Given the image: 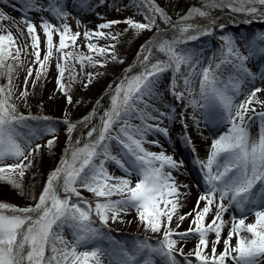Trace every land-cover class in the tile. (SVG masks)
<instances>
[{"label":"snow or ice","instance_id":"snow-or-ice-1","mask_svg":"<svg viewBox=\"0 0 264 264\" xmlns=\"http://www.w3.org/2000/svg\"><path fill=\"white\" fill-rule=\"evenodd\" d=\"M26 3L31 4V0H26ZM140 4L150 5L148 14L145 15L147 23L128 18L123 23L130 28L138 31L151 30L156 26L157 15L165 21L168 20L163 10L152 4L151 0H140ZM140 4L136 6L139 7ZM256 5L264 7V0H228L225 6L235 12L253 16L260 13L264 17V12ZM217 6L216 3H211L206 7ZM55 12L58 18L67 15L59 9ZM191 14L202 17L208 15L206 11L200 9L191 10ZM0 18H5L2 13ZM187 18L189 17L182 19ZM22 22L27 24L35 56L34 62L40 64L36 79H39L41 74L46 75V65L53 53V33L59 35L57 87L64 92L68 103H71V96L68 95L63 83L65 71L69 70V58L78 60L82 67L86 66L85 61L93 67L97 65L103 67L104 63L94 61L91 55L84 56L65 51L67 47L75 46L80 33L72 34L67 24L56 27L47 21H42L41 24L47 47V54L41 61L36 26L27 19ZM120 22L109 21L98 25L99 30L85 32L84 38L89 41L85 47L89 52L117 59L114 44L99 47L91 43V40L109 37L117 40L118 36L105 34L102 30L110 29ZM200 27L192 24L181 25L179 31L183 36L190 30ZM2 31L4 29L0 26V32ZM209 34L210 29H203L197 35L186 36V40H197L200 35ZM221 39L225 41L227 47L226 55L235 62L234 66L241 72L242 77H251V73L244 67L248 56L235 48L230 36H222ZM261 40H264V36ZM182 42L186 41L174 39L171 42H162L159 51L165 52L168 59L158 60L154 64H149L151 47L143 49L141 59L143 71L126 78L116 87L111 108L100 116L99 125H94L88 131V140L83 146H79L80 140H76L74 146L66 151L60 165L50 174L34 207L20 208L0 202V264H103L105 259L108 260V264H154L153 256L162 258V264H181L177 256L182 258L183 264H228V261L232 264H264V128H261L258 140L250 141V133L244 123L250 111L256 113V108L252 105L264 107V100L257 97V93L264 89L253 88L245 99L237 104L235 97L239 94V83L231 88L221 87L209 68H204L199 73L201 77L199 97L202 103L194 98L188 103L192 107H201L206 115L211 112L215 118L227 120L230 131L214 139L206 162L197 161L204 173L203 179L207 189L197 200V208L193 209L195 216L189 228L184 232H177L171 227L173 216L181 207L180 192L172 171L165 169L177 170L181 165L163 152L157 154L148 151L144 144L147 142L145 137L151 132L166 135L167 130L160 127V122L165 118L172 119L168 113L155 107V102L159 99L156 87L160 75L169 69L174 73H180L181 65L189 66L191 71L184 77L183 82L190 96L195 91L191 87L190 77L196 75L195 68L199 61L194 62L193 55L186 49L176 50V46ZM14 46L15 41L11 32L7 35L0 34V75L6 74L8 79L7 85L0 86V165H3L0 166V181L20 189L22 178L32 164L29 158L33 153L39 152L41 145L36 143L33 147L37 132L32 131L27 125L29 119L38 118L18 115L16 106L10 103L13 95L12 73L15 66L6 61L11 57L18 64L22 63L19 61L21 49L15 47L13 55L11 49ZM257 51L264 54V48L256 46L250 47L248 54L255 55ZM94 75L96 73H87L85 87L91 83ZM31 77L32 69H29L25 77V86ZM70 79L75 80L74 66L70 70ZM172 93L178 100L184 99V92H177L173 88ZM27 96L28 92L25 89L21 97L26 99ZM43 119L48 120L47 117ZM248 119L249 122L253 119L264 121V111ZM85 120L89 121V118L86 117ZM132 120H138L140 123L132 124ZM74 127L75 125L69 124L67 131L71 133ZM25 128L28 129L26 132L23 131ZM55 131L51 124L45 123L39 129V134H54ZM113 142L119 149V154H113ZM53 144L54 139L48 140L46 146L50 148ZM6 159L15 162L5 165ZM108 162L117 165L125 175L116 176L110 173L106 167ZM133 174L138 177L135 184L130 178ZM257 184L261 187L254 193L253 188ZM78 188L94 193L97 198H103V201L98 200L93 208L91 203L83 201ZM113 196L119 199L113 200ZM73 197L77 198L75 202ZM225 200H228V205H225ZM201 201L205 202L202 209L199 207ZM213 206L216 212L211 222L206 224L205 220L212 212ZM229 207L234 209L231 216L232 225L227 238L224 239L223 251L217 254L216 245L220 243L227 223L223 216ZM129 209L136 211L139 221L144 224L146 230L153 233L162 232V240L158 242V246L149 244L147 240L138 242L131 248L117 241L105 245V242L109 241V236L100 227L94 226L96 221L93 216L98 218L101 225L107 226L110 219L116 222L121 214H127ZM236 212L240 215L237 216ZM249 214L254 215L256 219L254 223L246 224L245 220ZM190 215L192 213L177 218L183 221ZM176 227L178 229L180 224L178 223ZM65 229L72 234L71 242L63 235ZM244 232L250 235H241ZM210 233L215 234V239L211 242L209 254L207 249ZM234 235L237 237V243L233 247L231 241ZM174 237H179V240ZM190 237L196 239L197 243L194 249L185 254L184 242ZM81 248L84 250L78 251Z\"/></svg>","mask_w":264,"mask_h":264},{"label":"rangeland","instance_id":"rangeland-1","mask_svg":"<svg viewBox=\"0 0 264 264\" xmlns=\"http://www.w3.org/2000/svg\"><path fill=\"white\" fill-rule=\"evenodd\" d=\"M136 5L137 3L132 0H130V2L129 0H31V4L26 3V0H0V13H2L3 17H5L0 18V26H2V28L4 29V31L0 32V34L4 35L7 31H11V34L14 37L15 41L14 48L19 47L21 49L19 58L23 60L18 71H16L15 75L12 76V84L15 89L13 103L21 114L29 116L32 113L30 102H34L36 98L39 99L37 108L38 113L42 118V122L51 124L56 129L54 134L49 133L46 135H40L39 129L43 126L38 127L35 124L30 127L28 126V128H31L32 131L37 132V138L35 139L33 147L36 143H38L45 149H52L53 146L50 148L46 146L48 140L54 139V141H56L55 143L67 140V147L63 149L64 159L66 151L72 148L76 140H82L83 143L87 142V133L91 128L88 129L87 132L85 131L86 136H84V140L83 136H79L76 139L72 138L73 131L71 133L67 131L68 125L71 124L70 117L76 106L83 103H89V101H92L97 96L101 95L98 94L97 91L99 89V86L104 84L108 76L112 78L107 84L104 85V88L101 92H104V94L107 93L106 96L109 94L107 100L105 101V105L108 106L106 110L102 111V113H105L111 108L114 91L119 85H114L115 80L118 79L114 66L116 63H121V61L123 62L124 60L123 49L120 46L121 44L118 25H122L126 29L129 25L123 23V21L128 18H131L136 22L147 23V21L145 20L146 12L141 6L137 7ZM176 5L177 0H165V12H167L170 18L177 14ZM56 9H59L61 12L66 13L67 15L63 18H58L55 12ZM25 19L36 26V34L39 36V50L41 61L44 60V57L47 54L46 37L44 35L41 24L42 21H47L56 27H61L62 25L67 24L70 27L72 34L80 33L79 38L75 42V46H69L65 49V51L83 54L84 56L91 55L94 61H102L104 63L103 67H100L99 65L93 67L87 61H85L86 66L82 67L78 60L69 58V70L65 71L63 83L66 86L68 95L71 96V103H68L64 92L59 90L57 87V63L60 56V53L57 51L59 45V35L55 32L53 33L54 47L52 57L49 59L46 65V75L41 74L40 78L36 79L37 71L40 70V64L34 62L35 56L31 47L32 41L27 32V24L22 22ZM109 21H121L120 23L114 24L110 29L102 30L103 32H105V34L111 33V35L113 36H118V39L112 40L110 37L105 39L93 38L91 40V43H94L99 47H106L107 45L114 44L115 55L117 57V59L115 60H113L110 56L102 57L95 52H89V50L85 47V45L89 43V41L85 40L84 33L91 32L93 30H99L98 25L107 23ZM132 30H134L135 32H141L135 29ZM262 36H264V30L254 31L251 34H247L245 32L242 35L231 36L233 40H236L235 42L233 41L235 48H238L240 53H242L243 55L248 56V59L244 62V67L247 68L250 73H255L256 70L260 67L264 69V54L259 51H257L255 55L249 56L248 54V50L252 46L264 48V40H261ZM199 45L200 46L196 54V60L199 61L195 68L196 75L190 77L192 81L191 87L195 90L193 94L190 96L188 91L185 89L183 82L184 78H182L181 82H179L178 79L174 76L173 71L169 69L159 77V81L156 87V91L159 94V99L155 102L156 108H159L161 111L168 113L172 117V119H163L160 122V127L167 130L166 135L171 139L172 143L170 144H173V148H171V145L168 144L169 150L177 155L179 154L178 151L181 150L185 155V159L187 162H184L187 163V166H184L185 169L187 171H190L194 176V178H191V180L198 190L197 199L201 195H203L207 189V185L205 184V181L203 179L204 173L202 172L197 161L199 160L206 162L209 157L211 145L213 143V141L211 140L212 137L209 136V129L210 127H214L216 130L221 129L220 131H223L225 134H228L230 131V124L227 120L217 119L211 112L206 115L205 110L199 106H189L188 101L193 98L202 103L199 97V84L201 79L199 73L204 68H209L211 70V65L215 58L210 39L199 41ZM178 49L179 47L176 48L177 51ZM219 53L222 57L221 62L223 65V71L222 75L216 78L220 82L221 87L231 88L232 86L236 85L237 82L239 83V94L235 97V103L238 104L241 100L245 99L247 94L253 88L264 89V85L260 87L251 86V82L248 81L247 77H242L241 72L234 66L235 62L231 61V58L226 55L227 49L225 51H219ZM73 66L75 70L74 81L70 79V70ZM29 69H32V77L29 78L27 86H25V77ZM142 71H140L139 74ZM190 71L191 69L188 71V73ZM87 73H96V75L92 77L91 83H88L87 87H85V82L88 79ZM135 75L128 74L127 78ZM33 81H35L34 84ZM123 81H125V79L122 80V82ZM178 82L183 86V89H180V92H184V99L180 100H178L172 93V89L175 88L174 86L178 84ZM25 89L28 92V96L26 99L21 97V93L25 91ZM257 97L261 100H264V91L257 93ZM252 106L256 108V113L264 111V107H261L260 105L254 104ZM256 113L252 112L249 116L247 115L244 121L246 127H248L250 123H253V126L255 128L254 132L250 133V141H252L253 139L258 140L259 132L261 128H264V121L260 119H253L251 120V122H249L248 117H253L256 115ZM100 116H97V125H99L100 123ZM44 117H47L48 120L45 121L43 119ZM131 123L139 124L140 121L132 120ZM150 123L154 122L150 121ZM27 130V128L23 129V131L25 132ZM160 134L162 133L151 132L145 137L147 142L144 144V147L148 151L157 154L164 151V148L162 147V145H160ZM154 141L158 143H153ZM177 142L180 143V146H178L179 148L177 146L175 148ZM55 143L53 145H55ZM112 151L113 154H119V149L116 147L115 142H113ZM31 158L32 157H30L29 159ZM14 162L15 161H13L12 159H6L4 164L7 165ZM106 167L110 173L116 176L125 175V173L120 170L118 166L113 162H108L106 164ZM165 170L172 171V175L173 177H175V181L179 186L180 192L179 200L181 207H179L178 213L173 216L171 227L177 232H184L189 228L191 221L195 216V212L193 211V209L197 208V201L193 203L192 201L187 200V194L184 192L182 186L180 185V182L178 181L179 176L184 173L181 169L172 170L166 168ZM130 178L132 179L133 184L137 182L138 177H136L135 174H133ZM256 186L257 189L254 187L253 192L254 190H256L257 192V190L261 187L260 184H257ZM78 190L80 191L81 196L87 197V199H92L91 205L93 206V208L95 207V204L96 202H98V200L101 202L103 201V198H97L94 193L89 192L84 188H78ZM76 199V197H73L74 202L76 201ZM112 199H119V197L113 196ZM87 202L90 203V201ZM224 203L225 205H228V200H225ZM204 204L205 202L201 201L199 207L202 209L204 207ZM11 205L23 208L31 206V202L29 199H25L21 204L14 203ZM188 209L190 213H192V215L187 216V218L183 221H179L177 217L187 214ZM198 210L199 209H197V211ZM229 210L233 211L232 207L228 208V212L230 213ZM215 212L216 208L215 206H213L212 212L208 214L205 220L206 224L211 222L213 214ZM178 223L180 224V227L177 229L176 226ZM94 226L100 227L102 231L107 233V235L109 236V241L105 242L106 246L107 243L111 241H117L121 245L131 248L133 245L144 240H147V242L153 246H158V242L162 240V232L153 233L150 230H146L144 224L139 221L138 214L133 209H129L127 214H121L120 218L116 222H113L110 219L107 226ZM192 226L195 227V225ZM225 229V233L223 229L220 243L216 245L217 254L222 252L224 249L223 241L227 238L225 236L228 233L227 226ZM63 235L69 242L72 241L73 237L68 229L64 230ZM174 238L179 240V237ZM208 239L209 247L207 249V252L210 254L212 246L211 242L215 239V234L210 233ZM196 242V239L191 237L188 238L187 241L184 242L183 252L185 254H188L192 249L195 248ZM234 244L236 245V243ZM235 245L232 246L234 247ZM179 248L180 244L177 245V250H179ZM82 250L84 249H78V251ZM152 259L154 260V264H162V258L153 256ZM177 259L181 260V264H183L182 258L180 256H177ZM103 264H108V260L105 259L103 261Z\"/></svg>","mask_w":264,"mask_h":264},{"label":"trees","instance_id":"trees-1","mask_svg":"<svg viewBox=\"0 0 264 264\" xmlns=\"http://www.w3.org/2000/svg\"><path fill=\"white\" fill-rule=\"evenodd\" d=\"M137 4H140V0H132ZM130 2V0H129ZM228 0H177L176 11L177 14L171 18L165 12V0H151V3L163 10L167 21L161 18L159 15L156 16V26L151 30H143L141 32H135L129 26L125 29L124 26L118 25L119 35H120V46L123 49L124 60L121 63L115 64L116 76L118 79L115 80L114 85L117 86L121 84L122 80L126 79L128 74L135 75L139 74L143 70V66L140 64V60L143 54V49L146 47H151V55L149 56V64H154L159 61H167L168 56L165 52L159 51V45L164 41H173L174 39L184 40L186 42L179 43L176 48L179 47L178 51L181 49H186L194 57V62L197 57V51L199 46L197 41H204L205 39H210L214 51V61L211 65V72L215 77L222 75L223 65L221 62V56L219 51H225L227 49L225 41L221 39L222 36H234L242 35L245 32L251 34L254 31L264 30V17L257 13L256 15H247L244 12H235L232 11L229 7L225 6ZM216 3L218 6L213 8L206 7L208 4ZM144 9L146 14H148L149 4H140ZM238 6V5H234ZM251 6V5H247ZM260 8L261 12H264V7L256 5ZM200 9L208 13L207 16L192 15L191 10ZM189 17L187 19H182ZM214 21V23H210ZM199 25L200 29L190 30L188 33L181 35L179 27L181 25ZM175 26V27H174ZM210 29L211 34L209 35H200L197 40L187 41L186 36L188 35H197L200 30ZM7 31L4 35H7ZM233 40V39H232ZM234 42L236 40H233ZM7 43V42H6ZM13 55H15V48L12 49ZM19 61H23L19 58ZM8 64H13L15 66V71L12 73V76L15 75L18 71L20 64L17 61L9 57L6 61ZM141 65V66H140ZM219 65V67H217ZM190 70L189 66L181 65L180 73H174V76L181 82V79L184 78L188 71ZM112 77H107L104 84L99 86L98 94L94 100L89 101V103L79 104L75 107L71 117L70 123L75 125L72 133V138L76 139L79 136H84L88 129L92 128L94 125H97L98 115L104 114L102 111L107 109L108 105H105L108 95L101 93L104 85L109 82ZM8 84L7 75H0V86H5ZM114 86V87H115ZM182 85L180 83L175 85V91L180 92ZM14 87L12 88V97L10 100L11 104L13 103L14 96ZM39 99H35L30 102V107L32 109L31 117H37L38 119L27 121V125L30 127L33 124L38 127H42L45 123L42 122V118L38 113L37 103ZM105 106V108H104ZM104 108V109H103ZM17 110V108H16ZM17 114L21 113L17 110ZM89 118V121H86L85 118ZM86 131V132H85ZM56 141H54L55 143ZM67 140L55 143L52 145V149L40 148L38 153H33L31 158L32 164L26 170L24 177L22 178V186L20 189L13 187L7 182L0 181V202L7 203L9 205L17 203L21 204L25 199H29L31 206H35L38 202L39 196L45 188L46 182L50 174L60 165L63 160V149L67 147ZM85 143L80 141L79 146H83ZM60 145V147H59ZM74 146V144H73ZM72 146V147H73ZM26 164L28 161L25 162ZM17 179H20L17 177ZM83 197V200L90 201L91 198ZM63 198V194H62ZM96 221L95 224L101 225L99 220L96 217H93Z\"/></svg>","mask_w":264,"mask_h":264},{"label":"bare ground","instance_id":"bare-ground-1","mask_svg":"<svg viewBox=\"0 0 264 264\" xmlns=\"http://www.w3.org/2000/svg\"><path fill=\"white\" fill-rule=\"evenodd\" d=\"M199 41L200 40L197 41L198 45H199ZM212 49H213V47H212ZM263 74H264V69L262 67L258 68L255 73H251V77H247L248 81L251 82V86H258V87L263 86L264 85ZM251 113L252 112H250L248 114V116ZM247 128L249 130V133H253L254 130H255V128L253 126V123H250ZM220 130H216L214 127H210V129H209V132H210L209 136L212 137V139H211L212 141H214V139L218 138L220 135L225 134L223 131H220ZM160 139H161L160 145H162V147L164 148V151H163L164 154L167 155V156H171L177 162L178 165H181L178 169H181L184 173L179 176L178 181L180 182V185L182 186L184 192L187 194L186 195L187 200L192 201L193 203L196 202L198 200L197 199L198 190L196 189L194 183L191 180V178H194L193 174L190 171H187L185 169V166L184 165L187 166V163H186L187 161L185 159V155L182 153L181 150L180 151L177 150L179 152L178 155L177 154H174L172 151L169 150L168 144H170L172 142H171V139L169 137H167V135H165L163 133L160 134ZM252 141H255V140L253 139ZM170 145H171V148H173V144H170ZM176 146L177 147L180 146V143L177 142V144L175 145V148H176ZM180 149H181V147H180ZM184 161H186V162H184ZM255 188L257 189V186H255ZM254 192H256V190H254ZM189 209L187 210L188 213H190ZM229 211H230V213L229 212H226L224 214V216H223V219L227 222L226 223V226L228 228L227 232H229V230L231 228V225H232L231 216L234 213V209H233V211L232 210H229ZM235 214L237 216H239L240 213L237 212ZM128 219H130V218H128ZM255 219L256 218H255L254 215H248L247 216V219L245 220V223L246 224H248V223H254L255 222ZM226 226L224 227V233L226 231V229H225ZM227 235H228V233L225 236L227 237ZM241 235L248 236L250 234L244 232V233H241ZM234 243H237V237L236 236H234L232 238V241H231V244L232 245H235ZM195 246H196V244H195ZM228 264H232V262L229 261Z\"/></svg>","mask_w":264,"mask_h":264}]
</instances>
